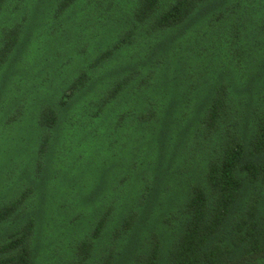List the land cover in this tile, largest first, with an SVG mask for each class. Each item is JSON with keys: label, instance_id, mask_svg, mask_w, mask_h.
I'll use <instances>...</instances> for the list:
<instances>
[{"label": "trees", "instance_id": "16d2710c", "mask_svg": "<svg viewBox=\"0 0 264 264\" xmlns=\"http://www.w3.org/2000/svg\"><path fill=\"white\" fill-rule=\"evenodd\" d=\"M0 264H264V0H0Z\"/></svg>", "mask_w": 264, "mask_h": 264}]
</instances>
